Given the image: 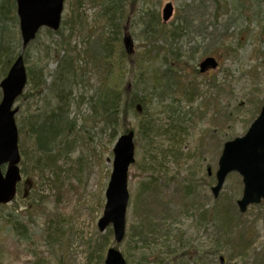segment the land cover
<instances>
[{
	"label": "rangeland",
	"instance_id": "1",
	"mask_svg": "<svg viewBox=\"0 0 264 264\" xmlns=\"http://www.w3.org/2000/svg\"><path fill=\"white\" fill-rule=\"evenodd\" d=\"M118 3L123 13L115 15ZM168 3L174 14L164 23ZM0 5L6 16L0 32L7 28L16 58L19 18L15 23L4 8L9 0ZM147 24L168 50L148 59ZM104 47L113 71H124L126 87L141 100L142 114L134 107L111 123L100 116ZM25 53L32 76L16 103L23 179L15 200L0 206V264H104L112 247L127 264H221V257L224 264H264V203L239 211L237 173L219 197L211 190L224 144L245 136L264 106V0H65L59 32L41 29ZM208 56L220 65L201 75ZM153 64L177 70L185 93L171 82L163 105V91L148 78ZM56 82L65 102L53 90ZM51 114L62 119L44 122ZM124 128L135 132L136 161L126 234L116 243L112 226L101 232L98 223ZM34 132L44 142L56 136L50 150L39 152Z\"/></svg>",
	"mask_w": 264,
	"mask_h": 264
},
{
	"label": "water",
	"instance_id": "2",
	"mask_svg": "<svg viewBox=\"0 0 264 264\" xmlns=\"http://www.w3.org/2000/svg\"><path fill=\"white\" fill-rule=\"evenodd\" d=\"M64 1L16 0L22 51L0 83V205H8L15 199L22 179L19 168V132L16 125L19 108L15 104L24 93L28 82L23 54L42 28L59 31ZM173 10L171 3L165 6L164 22L172 18ZM125 44L127 53L132 54L131 41L126 39ZM217 67V60L209 57L200 64V72L203 74ZM138 110H141L140 106ZM134 137L133 131L124 134L114 147L113 171L106 191V206L98 223L101 232L112 224L116 243L122 242L126 232V214L130 199L129 169L135 162ZM4 165H7L5 173L2 171ZM218 166L217 184L212 188L215 198L223 189L228 175L236 172L243 178L244 186L242 197L237 202L240 212L245 213L249 206L258 205L264 200V108L245 136L225 143ZM105 264L127 263L118 250L111 248L107 252Z\"/></svg>",
	"mask_w": 264,
	"mask_h": 264
},
{
	"label": "trees",
	"instance_id": "3",
	"mask_svg": "<svg viewBox=\"0 0 264 264\" xmlns=\"http://www.w3.org/2000/svg\"><path fill=\"white\" fill-rule=\"evenodd\" d=\"M9 1H10V8L8 7V5H4V8L7 10V12L14 13L13 21L16 23L18 22L16 11H14L16 8V2L15 0H9ZM0 8L3 9V6L0 5ZM113 8L115 11V15H120L121 13H123L122 4L118 3ZM152 15L155 19V23L159 25L156 19V15L155 14H152ZM4 18H6V16L2 13L0 16L1 23L4 22L5 20ZM186 22L188 23V21ZM192 23L193 22H190L187 25L186 29L189 30L192 27ZM153 27L154 26L152 24L150 26L149 24H147L145 30H143V33H145L148 36H151L150 39H148L147 43H145L146 47L144 49L146 53H145L144 58L146 59H148L149 57L151 58L152 53L153 54L155 53V55L158 57L161 54V51H168L166 49L167 47L161 46L159 44L160 39H157L155 37V34L151 31ZM161 30H162V33L164 34L168 32V28L164 24L161 25ZM6 31H7V28L3 27L2 32H0V77L6 75L10 64L12 66L15 59L17 58V57L16 58L14 57L15 51L12 52V49H11L12 45L10 41L7 39L8 32ZM153 35H154V38H152ZM18 46L19 45H17V47ZM121 54L123 55V52ZM103 55L104 56L102 59H104V63L106 62V72L103 73L104 87L100 91L99 95L97 96V101H96L95 106L99 110L100 116L104 118L106 122L111 123V121L117 122L119 119L124 120L125 117H127V115L133 111L135 104L139 103V101L141 100L138 98L137 95H132L133 91L131 92V88L129 89L128 87H126L127 85H125L126 83L124 82V76H125L124 71L121 69L117 70L116 72L113 71L115 69L112 67L111 62H110V57H109L110 53H109L108 47H104ZM25 57L28 58L27 56ZM153 60H156V58H153ZM140 64H141V61H140ZM147 70H150L151 72L149 73V76H148L149 80L152 82V84L150 85L153 86L154 89L156 90L161 89V91H163V95L159 96L160 102H162L163 105L165 104L164 102H166V97H165V94L167 92L166 90L169 88L168 85L171 82L174 83L175 81H178L179 86H180V91L182 93H185V90H184L185 83L182 81L181 75L178 73L177 70L173 71V69L171 68L162 70L161 67L158 69L154 67V64L151 67L147 68ZM53 117H56V116L47 117V115H44V119H45L44 122L46 121L47 123L50 122ZM56 118L58 119V121H60L62 119V115ZM35 121L37 120L35 119ZM130 130L131 129H127V128L123 129L124 133ZM35 135L37 136V144H38L39 152L41 151L46 152L50 150L51 147L50 146L47 147L46 142L42 140V133L39 134L38 132H36ZM240 250L243 252L245 251L242 249Z\"/></svg>",
	"mask_w": 264,
	"mask_h": 264
},
{
	"label": "bare ground",
	"instance_id": "4",
	"mask_svg": "<svg viewBox=\"0 0 264 264\" xmlns=\"http://www.w3.org/2000/svg\"><path fill=\"white\" fill-rule=\"evenodd\" d=\"M109 53L111 54V50L109 49ZM32 76V74H29ZM63 78V77H62ZM61 78V79H62ZM63 85L60 84L59 82H56L53 86V90L55 91V94L58 95L59 97H61L63 99V97L66 96L65 94V90L63 89ZM65 94V95H64ZM63 101L65 102V100L63 99ZM49 114V113H48ZM51 116H53L51 114ZM38 123V122H37ZM36 123V124H37ZM57 135V134H56ZM56 137V136H55ZM55 137L54 138H51V137H48V139H46L47 143H46V146L49 147L50 145H52L54 142H55ZM45 141V142H46Z\"/></svg>",
	"mask_w": 264,
	"mask_h": 264
},
{
	"label": "flooded vegetation",
	"instance_id": "5",
	"mask_svg": "<svg viewBox=\"0 0 264 264\" xmlns=\"http://www.w3.org/2000/svg\"><path fill=\"white\" fill-rule=\"evenodd\" d=\"M220 65V64H219ZM210 71H212V70H209L208 72H210Z\"/></svg>",
	"mask_w": 264,
	"mask_h": 264
}]
</instances>
